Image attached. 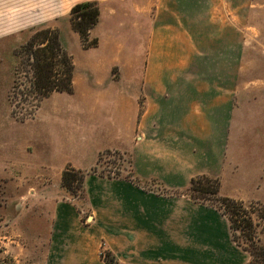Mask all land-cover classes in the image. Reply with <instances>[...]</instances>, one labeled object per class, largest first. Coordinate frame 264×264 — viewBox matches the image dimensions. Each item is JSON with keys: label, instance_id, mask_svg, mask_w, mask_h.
<instances>
[{"label": "crops", "instance_id": "0c3cea01", "mask_svg": "<svg viewBox=\"0 0 264 264\" xmlns=\"http://www.w3.org/2000/svg\"><path fill=\"white\" fill-rule=\"evenodd\" d=\"M85 2L99 6L89 49L68 20ZM230 3L0 0V39L53 28L73 63L72 92L0 124V207L14 214L2 238L22 246V263L104 264L108 250L122 264H247L226 216L175 194L205 175L220 197L264 204V94L239 77ZM104 151L125 156L139 184L89 173L81 210L62 172L89 171Z\"/></svg>", "mask_w": 264, "mask_h": 264}, {"label": "rangeland", "instance_id": "374dc122", "mask_svg": "<svg viewBox=\"0 0 264 264\" xmlns=\"http://www.w3.org/2000/svg\"><path fill=\"white\" fill-rule=\"evenodd\" d=\"M229 9L231 23L239 26L240 44L245 48L241 62L239 77L245 82L247 94L263 95L264 94V0H245L242 7L238 8L237 4L231 0ZM240 17V21L233 22V17ZM47 28L38 27L26 31L23 34L0 39V124L7 125L8 111L14 109L17 116L29 118L38 104L40 95L34 90V73L27 64L26 57L18 55L19 48L25 44L32 33L36 30ZM59 77V75H58ZM57 77V78H58ZM61 77V76H60ZM59 77V78H60ZM243 84V83H242ZM16 86V88H15ZM16 116V117H17ZM16 119L15 116H12ZM24 119V120H25ZM17 120V119H16ZM18 121V120H17ZM127 161V158L124 156ZM126 161L118 159V156H104L101 160L97 172L116 171L119 169L121 176H126L129 167ZM154 183L148 184L149 186ZM65 197H70L66 193ZM77 205L84 210V204L81 197L73 196ZM3 198L0 205L3 204ZM218 205L216 201H211ZM248 205V204H247ZM249 217L252 226L249 230L240 229L235 231V237L241 246L246 249L253 258L251 252L261 247L264 249V204H250ZM14 214L3 213L0 207V264H24L21 255L14 254L22 250L21 245H9L8 238L11 233V223ZM86 215L83 214L85 220ZM241 219V218H240ZM249 234V235H248ZM7 243V244H6ZM17 250V251H16ZM15 251V252H14ZM26 264V263H25ZM256 264H264L261 256Z\"/></svg>", "mask_w": 264, "mask_h": 264}, {"label": "trees", "instance_id": "16d2710c", "mask_svg": "<svg viewBox=\"0 0 264 264\" xmlns=\"http://www.w3.org/2000/svg\"><path fill=\"white\" fill-rule=\"evenodd\" d=\"M98 19L99 6L96 2H85L71 8L68 17L70 27L79 34L83 49L97 46L96 39H89V31L97 24ZM18 55H24L26 57L27 64L34 73L33 87L37 94L40 95L38 103L43 97L54 91L72 92L73 63L59 41L58 30L53 28H42L34 31L29 40L20 46ZM58 75L61 77L59 78ZM37 105H35V108ZM11 114L15 117L17 116L14 109L11 110ZM16 119L22 121L25 118L17 116ZM110 155L118 156L122 161H126L124 156L116 151H104L99 154L96 166L89 171H77L71 167H66L61 176V186L63 190L67 195H71L70 197H66V199L73 200V196H77V194L81 199L84 198L83 182L85 175L89 173L107 177H122L119 169L114 175L105 172H97L102 158ZM126 162L130 163L128 159ZM128 167L129 171L125 178L139 184V180L133 175L130 165ZM219 185V179L216 177L205 175L197 176L190 180L186 190L175 192V194L187 195L194 202L214 207L222 215L226 216L229 220L234 242L241 249L247 251L237 241L234 234L238 229L244 231V229L249 230L251 228L252 221L248 213L251 207L250 204L253 203L247 205L238 200L220 197ZM213 200L216 201L218 205H214L211 202ZM251 255L253 258L249 259L247 264H256L260 256L264 261V249L261 247L253 250ZM100 257L104 264H122L118 262L115 256L108 250H102Z\"/></svg>", "mask_w": 264, "mask_h": 264}, {"label": "built area", "instance_id": "2783aa9c", "mask_svg": "<svg viewBox=\"0 0 264 264\" xmlns=\"http://www.w3.org/2000/svg\"><path fill=\"white\" fill-rule=\"evenodd\" d=\"M119 159V158H118ZM116 171H118V169L116 170ZM116 171H108L107 173H110L111 175H114V173L116 172Z\"/></svg>", "mask_w": 264, "mask_h": 264}]
</instances>
